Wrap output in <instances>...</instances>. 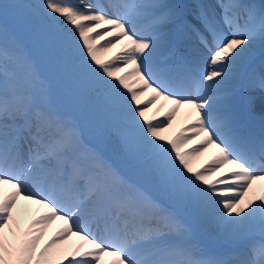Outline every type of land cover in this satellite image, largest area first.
Listing matches in <instances>:
<instances>
[{"label":"snow or ice","instance_id":"obj_1","mask_svg":"<svg viewBox=\"0 0 264 264\" xmlns=\"http://www.w3.org/2000/svg\"><path fill=\"white\" fill-rule=\"evenodd\" d=\"M41 60L70 84L74 111L45 90ZM157 101L171 105L162 119L149 115ZM182 108L193 123L168 138ZM98 115L115 122L121 164L87 141ZM257 181L264 2L0 3V264H264V195L245 199ZM20 200L44 210L27 227ZM73 237L69 257L59 245Z\"/></svg>","mask_w":264,"mask_h":264},{"label":"bare ground","instance_id":"obj_2","mask_svg":"<svg viewBox=\"0 0 264 264\" xmlns=\"http://www.w3.org/2000/svg\"><path fill=\"white\" fill-rule=\"evenodd\" d=\"M174 2H177V0H174ZM186 3H190V0H187ZM138 27H141L142 25L138 24ZM101 43H103L101 41ZM122 49V45H117L116 48H114L111 52L105 53L103 55V59H110L113 55H115L117 52L121 51ZM258 53H259V46L257 49ZM171 61H169L170 63ZM258 62H259V57H258ZM134 87L136 85H133ZM141 99H147V94L142 97ZM163 103L162 101H157L155 105L152 106V110L149 112V115H155L157 118L162 119L164 116V113H166L169 108L171 107V105H165L163 109H161L160 112H156V108H158L160 106V104ZM193 123L192 118L189 116L188 114V110L187 109H181L179 111V113L177 114V116L174 118L173 120V124L171 129H169L168 132L165 133V135L168 138H172L176 133H178L181 128L190 125ZM187 135H191L190 133H186ZM199 144V139H192V141L190 143H188L185 146V150H189L191 148H194L196 146H198ZM215 155V150L213 149H208V151L204 152L203 155L200 156H196L192 163H193V167L194 168H201L205 165H207V163L214 157ZM259 174V173H258ZM217 176H219V173L217 174ZM215 178V177H213ZM259 195H264V181H257L253 184L251 191L249 192L248 196L245 197L246 200L251 199L253 197H258ZM43 209H39V206L37 205H32L28 202H25L23 200H20L18 202V206L17 209L14 210V215H18L20 220H21V224L22 227H27V224L29 223V221L31 219H33L36 215H39L41 212H43ZM62 222L60 221H56L54 222L49 229L47 230L44 239L41 241V246H43L44 243H46L49 239H51L56 232L59 230V228L61 227ZM205 241V245L208 249L209 247H212L213 249H216L218 252H212L214 254H224L227 255L228 253V249L225 248L222 245L217 244L215 241H213L210 238L205 237L204 238ZM78 239L73 237L70 238L66 243L59 245L60 248L63 249L64 254L68 255L70 257L72 250L74 249V247L76 246V244L78 243ZM113 257L110 256H105L102 258L101 260V264H111V261L113 260ZM65 264H67V262L65 261Z\"/></svg>","mask_w":264,"mask_h":264},{"label":"rangeland","instance_id":"obj_3","mask_svg":"<svg viewBox=\"0 0 264 264\" xmlns=\"http://www.w3.org/2000/svg\"><path fill=\"white\" fill-rule=\"evenodd\" d=\"M16 1L17 0H0V3L20 4V5L32 4L29 0H19L18 2H16ZM177 1L180 2V0H177ZM190 2H193V0H190ZM255 2L257 4H259V3L264 2V0H255ZM33 3L42 4L43 0H34ZM18 11L21 13L20 23H21V25H23V23H24V16H23L24 10L21 8ZM41 62L45 63V64L46 63L49 64V63L45 60H41L40 61V70H41V73L45 77V80H46V89L45 90L50 89L52 92L53 87H52L48 72H46V70L44 69ZM49 65H51V64H49ZM52 69L56 70V68L54 66H52V65L49 66V70L51 71ZM52 71H51V73H52ZM54 78H55V74H54ZM57 83H58L61 91L64 92L65 100L71 105L72 109L67 110L66 108H64L63 106H61L57 103L58 106L61 108V110L74 111L73 105L66 99L70 84L67 81H65V83H63V84H61L60 81H58ZM105 127H106V129H105ZM115 127H116L115 122H111V121L107 120V118L101 117L100 122L97 123L96 125H94V124H90V126L86 125V136H87V141L93 147H95L98 151H100L102 154H104L109 159L113 160L115 163L121 164L122 162L120 161V158H119L118 141H117L116 136L113 134V129ZM124 170L127 172V174L130 177L133 175L135 180L138 179L133 172H132L133 174L130 175L131 171L128 170L127 168H125Z\"/></svg>","mask_w":264,"mask_h":264}]
</instances>
